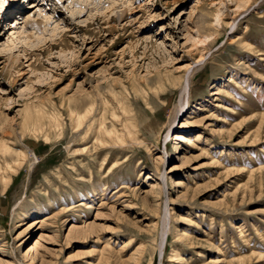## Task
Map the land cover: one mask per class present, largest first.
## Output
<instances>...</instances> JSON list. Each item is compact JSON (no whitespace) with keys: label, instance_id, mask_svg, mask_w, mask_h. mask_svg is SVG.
<instances>
[{"label":"rangeland","instance_id":"rangeland-1","mask_svg":"<svg viewBox=\"0 0 264 264\" xmlns=\"http://www.w3.org/2000/svg\"><path fill=\"white\" fill-rule=\"evenodd\" d=\"M72 1H41L60 30L43 24L44 39L23 45L12 27L40 8L0 0V143L26 154L5 190L0 172V264H264V171L252 172L264 167L253 118L264 115V0L239 10L238 0H126L123 19L122 2L102 15ZM110 89L129 96L149 148L97 154L85 127L74 130L70 100L99 90L116 107ZM27 110L40 112V131L25 127ZM233 125L232 137L214 133ZM84 146L92 152L73 153ZM160 157L171 198L162 254L166 199L160 214L143 201ZM35 220L45 225L19 236Z\"/></svg>","mask_w":264,"mask_h":264},{"label":"bare ground","instance_id":"bare-ground-1","mask_svg":"<svg viewBox=\"0 0 264 264\" xmlns=\"http://www.w3.org/2000/svg\"><path fill=\"white\" fill-rule=\"evenodd\" d=\"M28 3V0H25ZM32 2L29 4L30 9L33 8H40V11L38 13V17L31 16L29 20L26 23H22L19 21H16V26L12 27V43L16 44L15 41H19L21 44H34L36 40L41 41L44 39V37H40L43 29V24H51L54 23L53 21V14L48 12V10H45V5L41 4L40 2H47L49 5V2L53 4L56 3V0H39L38 2L35 0H31ZM60 1H68L71 4L77 3L72 0H60ZM15 2V1H14ZM122 5L121 9L118 13L119 19H123L124 16L127 14V12L131 9L130 5L133 4L132 1H126V0H93V4L98 6V12H100L102 15H106L107 13H114L116 12L118 5ZM132 2V3H131ZM250 0H238L236 2L237 10L239 9H244L249 6ZM1 5V4H0ZM51 5V4H50ZM75 6H78L75 4ZM120 7V6H119ZM129 7V10H128ZM36 10V9H35ZM35 12V11H34ZM24 24V25H23ZM56 27L53 28L52 33L59 31L60 29L57 28L58 22H55ZM15 25V24H14ZM23 25V26H22ZM21 26V27H20ZM233 26V25H232ZM55 34V33H54ZM35 36H38L39 38H35ZM54 36V35H53ZM46 37V36H45ZM210 37V36H208ZM207 37V38H208ZM54 38V37H53ZM45 41V40H44ZM37 43V42H36ZM196 43V42H195ZM198 43H204V41H201V39L198 41ZM245 46V45H244ZM203 56L201 59L198 61H202ZM13 63H17L18 59L15 57L10 60ZM189 73L185 74L183 78H181L177 82V86L180 88L181 92V99L183 100L187 95H189ZM110 92L112 93V99L114 102H116V107L110 102L109 98L106 97L104 94H101L98 90V95L95 96L93 93L86 94V96L83 99H80L84 101L86 104H84L83 107H80V104L78 105V102H81L79 99H72L68 103L70 107V112L71 116L73 119V128L75 131H79L81 128H84L83 135H82V140L84 141L85 139L88 140L93 139V142L91 144V148H93V152H96L97 154L102 152V151H108V152H113L115 149H120L121 151L127 149V148H133L135 145L138 146H143L149 148L150 145H147L146 143L140 142V137H139V129L138 125L136 122V119L134 117V112H132L130 103H128V97L126 94V97L124 99H120L121 94L118 92L113 91L110 89ZM181 100V102H182ZM183 103V102H182ZM181 103V108L183 107V104ZM98 108V109H97ZM98 111L97 115L96 112ZM39 112V111H38ZM27 119H26V124L25 127L29 128L33 124V131H40V127L37 126L36 124H40V112L39 115L37 113H30L29 110H27ZM33 115H36L34 117ZM39 116V119H37ZM57 117V116H54ZM53 117V118H54ZM254 119H259V129L261 130L264 129V115H254ZM51 124L54 125L58 130L61 131V121L57 117L56 119H53ZM49 123V124H50ZM44 125V124H43ZM238 126H241L240 124ZM237 125H233L230 129H225V130H220L215 131L214 133H217V135H228V136H233L234 130L238 127ZM44 130V129H43ZM42 130V131H43ZM256 130V131H257ZM47 132V131H46ZM175 140H181L185 139L183 136L176 134ZM168 137V135H167ZM201 137L200 134L197 135V140ZM261 136L260 135H255L251 139V143L260 140ZM47 139V138H46ZM190 139H187V141ZM256 144V143H255ZM252 145V144H251ZM177 150L181 149V146L179 144L175 145ZM90 153V151L86 146H84L81 149L75 150L73 153H79L81 154L82 152ZM204 151V150H203ZM85 154V153H84ZM86 154V155H87ZM90 155V154H89ZM0 157L3 159L2 163L0 164V172L1 174V181L5 188L9 185L11 179H12V174L17 173L18 167L23 165V163L26 160V154L24 151L15 153L14 149L6 142L2 141L0 143ZM108 161V154H106L105 159H104V164ZM159 164H157V169H158V178L156 181L152 184V190L149 192H145L143 196V201L145 204V207L147 209L150 208L154 213L160 214L161 210L159 208V200L163 202V199L165 198V208H164V217L162 218L161 226H162V233H161V240L158 245V253L162 254L164 252V246H165V239H166V230H167V221L169 218V202L171 201L170 194L167 189L166 185V179H167V174L164 172L162 174V170L160 169V166L165 165V160L163 157L158 158ZM174 169L171 168L170 172H172ZM256 171H264V167L258 168L257 170H254L252 172ZM251 172V173H252ZM230 174V173H229ZM150 177V176H149ZM152 177V176H151ZM154 178V177H153ZM175 181V180H174ZM184 185V182L182 180H177L176 186L177 188L181 187ZM4 192V191H3ZM137 195V194H135ZM183 197H188V194H183ZM85 203H81L82 205ZM49 219V218H48ZM28 227L21 232L19 236H24L26 235L29 231L33 229H40L45 225L44 221H32L29 224H27ZM29 230V231H28ZM28 231V232H27ZM27 232V233H26ZM110 240V239H109ZM130 242L127 243L130 244ZM110 243L107 242L105 247L103 248L104 250L102 253H106L107 257L105 259L111 258L110 252H106L109 247ZM126 245V246H127ZM109 255V256H108ZM177 255V254H176ZM29 255L25 256L28 257ZM30 262H33V258L30 256Z\"/></svg>","mask_w":264,"mask_h":264}]
</instances>
